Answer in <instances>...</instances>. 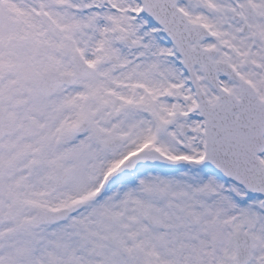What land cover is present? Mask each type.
<instances>
[{
    "label": "snow or ice",
    "instance_id": "obj_1",
    "mask_svg": "<svg viewBox=\"0 0 264 264\" xmlns=\"http://www.w3.org/2000/svg\"><path fill=\"white\" fill-rule=\"evenodd\" d=\"M0 264H264V0H0Z\"/></svg>",
    "mask_w": 264,
    "mask_h": 264
}]
</instances>
